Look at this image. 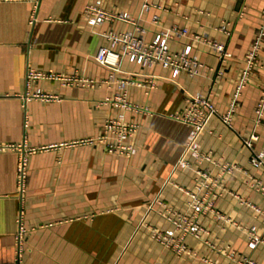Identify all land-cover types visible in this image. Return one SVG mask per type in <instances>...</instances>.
Returning <instances> with one entry per match:
<instances>
[{
    "label": "crops",
    "instance_id": "obj_1",
    "mask_svg": "<svg viewBox=\"0 0 264 264\" xmlns=\"http://www.w3.org/2000/svg\"><path fill=\"white\" fill-rule=\"evenodd\" d=\"M94 1L133 23L90 26L84 10ZM263 10L264 0H0V146L49 148L29 158L23 201L17 153L0 151V264H14L22 208L30 230L25 264H264V171L251 165L244 144L264 87V46L261 69L242 89L230 125L221 119L264 29ZM137 28L147 43L187 29L168 45L173 52L191 46V57L202 65L199 74L174 79L159 64L130 63L121 46L112 47L110 34ZM101 49L115 64L113 82L112 69L97 60ZM29 69L72 82H28ZM124 79L132 82L130 102L149 112L123 111L114 103ZM37 93L48 98L32 97ZM197 93L209 97L219 114L200 137V158L182 167L190 126L173 116L182 115ZM121 115L138 126L132 156L109 154L99 143L61 146L98 138L105 122ZM255 132L254 148L261 151L264 119ZM199 192L214 205L199 216L198 236L182 235L173 222L191 219V195ZM155 230L174 231L173 241L186 251L159 243ZM253 235L260 242L254 248Z\"/></svg>",
    "mask_w": 264,
    "mask_h": 264
},
{
    "label": "built area",
    "instance_id": "obj_2",
    "mask_svg": "<svg viewBox=\"0 0 264 264\" xmlns=\"http://www.w3.org/2000/svg\"><path fill=\"white\" fill-rule=\"evenodd\" d=\"M35 11L33 12L30 24L33 25L35 22ZM84 14L87 18L90 26H99L107 21L121 20L124 22L133 23L129 15H112L107 13L100 1H94L88 4L84 10ZM264 18V10L262 12ZM144 30L141 28L136 29V33H125V34H110V40L112 47L121 46L128 60L132 64L141 65L144 67L151 68L154 65H161L164 69L172 71V77L176 79L180 74L185 73L191 77L199 74L202 65L196 58L191 57V46L186 47L184 50L179 52H173L170 50L168 42L171 39H181L187 35V29H176L175 31L168 34L158 35L150 43H147L144 38ZM264 46V29L261 28L253 43L251 50L246 55L245 61L247 68L240 79L235 93V98L230 106V110L221 114V119L226 125H230L232 116L236 111L237 99L241 94L242 89L250 82L251 76L254 72L261 69L260 53ZM213 50L219 53L224 58H229L231 55L227 53L222 45H213ZM109 51L107 49H101L97 60L102 65L108 66L112 69V74L108 82L115 80V64H112L108 60ZM28 82L43 79L50 81H60L63 84L71 83L70 78L64 75L49 71L47 73H39L33 69L28 71ZM89 84H98V82L91 81ZM132 82L129 80H119L118 88L119 92L115 97V102L118 104L123 111H144L149 112L148 108L139 109L136 105L130 102L128 87L131 86ZM155 87L154 80L149 81V89ZM35 98H48L46 95L37 93L32 95ZM189 107L182 115H174L173 118L183 121L190 126V132L188 140L185 145L184 152L179 161L182 167H187L191 159H199V141L202 136L208 121L219 114L218 109L210 101L209 97L203 96L199 93L192 95L187 100ZM256 119L254 123V131L250 137L244 141L245 146L251 150L252 157L250 163L253 167L262 169L264 171V149L261 151L255 150L254 146L259 140V136L255 132V129L263 124L264 119V87L259 103L256 107ZM138 131V126L134 123L125 121L124 116H118L113 119L107 120L102 127V132L96 139H88L85 141L74 142L71 144H63L61 146H75V145H87V144H101L105 151L109 154L117 156H132L135 153V148L131 143ZM12 150L17 153V187L23 201L27 191L28 181V168L29 158L32 154L39 150L44 149H32L28 148L26 143L21 145H6L0 146V151ZM203 187H208L207 184H203ZM202 190V189H201ZM200 190V191H201ZM214 197V196H213ZM214 205V199H206V196H201V192L198 194L191 195V206L194 215L189 219L188 217H180L177 221H174L175 231H181L182 235L192 234L198 236L201 232L199 226V216L205 214ZM23 208L18 219V232L15 237V258L14 264H25V253L26 247L30 237V230L24 222ZM174 231L161 232L158 230L154 231V238L161 244L175 248L177 251L184 252L186 247L181 246L178 242H174ZM259 239L253 235L250 243V247L254 248L259 244ZM240 264H253L252 262H246Z\"/></svg>",
    "mask_w": 264,
    "mask_h": 264
}]
</instances>
